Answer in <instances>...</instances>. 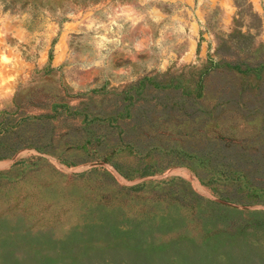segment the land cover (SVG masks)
Here are the masks:
<instances>
[{
  "label": "rangeland",
  "instance_id": "obj_1",
  "mask_svg": "<svg viewBox=\"0 0 264 264\" xmlns=\"http://www.w3.org/2000/svg\"><path fill=\"white\" fill-rule=\"evenodd\" d=\"M0 264H264V0H0Z\"/></svg>",
  "mask_w": 264,
  "mask_h": 264
}]
</instances>
